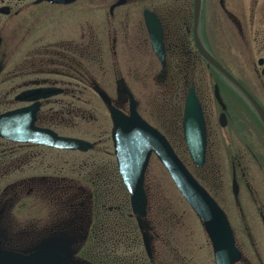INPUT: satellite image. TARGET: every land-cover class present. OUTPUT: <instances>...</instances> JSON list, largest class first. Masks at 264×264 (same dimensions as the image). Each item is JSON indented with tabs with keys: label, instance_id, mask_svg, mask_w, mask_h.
<instances>
[{
	"label": "flooded vegetation",
	"instance_id": "flooded-vegetation-1",
	"mask_svg": "<svg viewBox=\"0 0 264 264\" xmlns=\"http://www.w3.org/2000/svg\"><path fill=\"white\" fill-rule=\"evenodd\" d=\"M5 19L12 20V26L26 34L21 46L12 50L18 58L10 74L14 100L25 107L32 102L16 100L25 91L61 90L41 100L37 121L39 127L60 135L63 134L51 128L58 112L74 113L80 118L77 123H82L86 112L82 104L90 105L83 95L100 98L98 91L112 99L113 107L130 115L126 88L143 117L120 59L130 48L138 49L142 58L151 52L161 64L156 79L162 89L161 108L169 116L161 109L163 130L143 118L166 136L174 150L175 142L186 146L184 111L193 93L202 108L207 135L205 164L201 168L195 166L205 173L208 185L219 191L224 186L223 176H230L235 205L241 213L247 201L261 208L264 229V118L244 90L211 65L203 53L228 70L264 111V0H0V79L7 69L9 50L1 36ZM150 24L161 31L165 63L154 51ZM233 42L240 45L236 70L226 63L232 60L231 55L222 50ZM217 49H221L220 54ZM109 71L113 80L100 76ZM52 103L54 106L46 109ZM94 110L92 106L88 121L91 125L98 121ZM87 132L82 129L80 134ZM69 137L86 140L93 148L66 152H94L98 156L103 151L99 147L101 138L92 141ZM0 141L11 148L8 152L3 147L0 157L10 155L14 171L50 170L49 165L43 166L44 158L38 167H32L41 156L29 148H51L2 138ZM228 155L229 160L223 162ZM114 170V162L102 164L93 160L69 174L62 175V170H58L54 176H27L0 183V264H164L155 244L162 233L153 228L147 216L149 256L135 217L123 212V194L113 192ZM204 187L223 210L222 202L230 203L225 196L219 201L209 187ZM100 191L103 199H99ZM132 218L136 225H131ZM232 229L242 255L236 264H264L253 233L248 232L253 251L250 258L242 251L233 226ZM175 250L179 261L182 253Z\"/></svg>",
	"mask_w": 264,
	"mask_h": 264
},
{
	"label": "rangeland",
	"instance_id": "rangeland-1",
	"mask_svg": "<svg viewBox=\"0 0 264 264\" xmlns=\"http://www.w3.org/2000/svg\"><path fill=\"white\" fill-rule=\"evenodd\" d=\"M11 22L12 20L5 19L4 22L1 23L4 24L1 36L4 37V43L9 50L5 59L7 69L0 79V113L10 109L22 107L23 105L14 100L15 92H12L11 90L14 82L10 79V74L14 70L15 62L18 59L13 54L12 50H14L13 48L16 46H21V40L25 38L26 34H24L22 30L14 28ZM220 46L222 45L220 44ZM224 49L232 57V60L226 62L227 65L236 70L235 60L239 54L240 45L233 42L229 45L223 46L222 50ZM219 50L221 49H217L220 54ZM139 53V50L136 48L125 50L122 59H120L124 76L133 88L134 93L140 102V111L143 117L160 130H163L165 129V126L160 116L163 112L161 105L164 104V101L162 98V89L159 87L156 79L160 72L161 64L151 52H148L145 58L139 56ZM109 65L111 66L110 63ZM111 72L109 71L108 75L100 76H106L107 79L113 80V74H111ZM211 82L214 83L212 80ZM222 87L224 88V86ZM58 97L59 96L56 98ZM83 98L90 103V105L82 104V106L86 108L83 122L77 123V121H80V118L77 119V116H74V113L68 114L67 112H58L57 117H55L54 128H56L59 133L67 136H81L92 141H97L101 138L103 142L99 147L104 152L102 151L100 155L97 156L94 152L80 154L77 152H66L41 147L29 148L33 150L34 153H38L39 157L41 156L39 161H33L34 165L32 167H38V164L41 163V159L44 158L45 164L43 166L46 167L49 165L50 170L37 168L30 169L28 171L23 170L24 172H16L11 169L13 165H10L8 174L3 177V180L0 183H10L11 180L27 176H54L58 170H62V175L69 174L71 171L74 172L76 168L81 167V165L84 167V163L91 162L93 160H97L102 164L113 162L116 164L114 147L111 141L112 121L110 119L109 112L105 104H103L97 95H83ZM77 104L80 105V102H77ZM50 106L53 107L54 104L52 103L48 105L46 109ZM92 106L96 108L98 113L97 124L95 123L93 125L88 123V121L91 120L90 111ZM58 109L63 108L58 107ZM96 110L94 111L96 112ZM168 113L165 114L163 112L166 116H169ZM93 115L96 117L94 113ZM78 124L84 126H79ZM82 129L83 131H88V134L86 133L85 135H81L80 133L82 132ZM166 130L169 129L167 128ZM1 145L2 144H0V151H2L3 147H6L8 152L11 151L10 146ZM175 150L198 181L203 186L209 187V190L212 194H214V196H216V198H218L219 201L222 202V199L224 198L223 196L230 201V203L222 202V205L224 206V210L226 211L240 240L239 242L243 244H241V249L244 254L253 258L251 241L248 236V232H252L254 238L257 240V243H259L261 254L264 257V229L260 219L261 208L255 206L252 202L247 201L244 203L241 213L239 207H237L234 202V196L231 191L230 176H223L224 186L220 192L218 187L210 184V186L208 185L209 182L205 173L194 165L188 151L186 150L185 144L175 142ZM228 157H230V155L223 158L222 161L227 162L229 159L227 160L226 158ZM145 187L149 200L148 220L152 223L153 228L157 232L162 233V236L159 240H156L155 244L157 250L160 252V259L164 262V264H173V260H175L174 264L189 261L192 264H215L213 247L200 219L188 202L184 199L168 171L156 156H153L150 161L146 174ZM243 194H245L244 198H246V193L243 192ZM261 197L264 199V193H261ZM262 211L264 212V208H262ZM243 215L245 216L244 220L242 219ZM245 220L246 223H244ZM134 224L136 225L135 221ZM246 226H248V229ZM175 248L182 253V258L180 257L179 261L176 259ZM184 256H186L187 259L183 258Z\"/></svg>",
	"mask_w": 264,
	"mask_h": 264
},
{
	"label": "water",
	"instance_id": "water-1",
	"mask_svg": "<svg viewBox=\"0 0 264 264\" xmlns=\"http://www.w3.org/2000/svg\"><path fill=\"white\" fill-rule=\"evenodd\" d=\"M150 34L154 51L165 63V48L161 31L151 24ZM206 59L228 79L242 88L255 104L264 118L259 103L216 59L204 52ZM2 69L0 68V75ZM131 102L130 115L112 106V99L98 91L100 98L108 106L113 122L112 140L114 153L123 183L130 194L133 216L143 232L146 250L151 256L150 239L145 233L148 215V195L145 188L146 173L155 154L168 171L176 187L200 219L213 247L215 264H236L241 252L236 246L235 236L225 211L195 178L166 136L150 125L137 111L134 96L124 89ZM57 89L29 90L16 97L17 101L32 102L30 105L0 114V138L21 144H37L49 148L87 152L93 144L82 139L59 135L52 129L37 125L41 100L59 93ZM183 130L187 149L193 163L201 168L206 161L207 135L202 108L192 93L189 95L184 111ZM237 194V188H235Z\"/></svg>",
	"mask_w": 264,
	"mask_h": 264
},
{
	"label": "trees",
	"instance_id": "trees-1",
	"mask_svg": "<svg viewBox=\"0 0 264 264\" xmlns=\"http://www.w3.org/2000/svg\"><path fill=\"white\" fill-rule=\"evenodd\" d=\"M74 104V103H73ZM11 110V109H10ZM8 111V110H7ZM6 112V111H5ZM3 113V112H2ZM1 114V113H0ZM70 114V113H68ZM55 121V119H54ZM54 121H52V125L51 128L55 129L54 128ZM60 124V123H59ZM58 124V125H59ZM59 132V131H58ZM10 163H11V159L9 156H1L0 157V182L3 180V177L6 176L8 174V168L10 167ZM115 169L114 170V174L112 175V178L114 180L113 182V186H114V190L113 192L114 193H118V191H120L122 194H123V201L124 203L122 204V207H123V212L126 214L127 212L129 213H132V208H131V201H130V196H129V193L127 192L123 182H122V179H121V176L117 170V167H116V164H115ZM103 193L100 191L99 192V199H103ZM122 201V202H123ZM124 205L126 206V208L124 209ZM134 222V219L132 218L131 219V225L133 224ZM133 227V226H132Z\"/></svg>",
	"mask_w": 264,
	"mask_h": 264
}]
</instances>
